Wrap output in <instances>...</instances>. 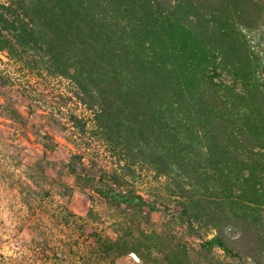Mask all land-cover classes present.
I'll return each instance as SVG.
<instances>
[{"label": "trees", "instance_id": "16d2710c", "mask_svg": "<svg viewBox=\"0 0 264 264\" xmlns=\"http://www.w3.org/2000/svg\"><path fill=\"white\" fill-rule=\"evenodd\" d=\"M0 51L68 80L122 167L167 179L173 211L204 250L264 264V0L0 1ZM95 168L86 180H103L96 191L142 202ZM107 243L143 264H192L174 244Z\"/></svg>", "mask_w": 264, "mask_h": 264}, {"label": "rangeland", "instance_id": "374dc122", "mask_svg": "<svg viewBox=\"0 0 264 264\" xmlns=\"http://www.w3.org/2000/svg\"><path fill=\"white\" fill-rule=\"evenodd\" d=\"M71 115L86 121L85 132ZM91 116L68 80L28 71L0 51V264H143L107 243L118 238L178 245L192 264H253L216 246L204 250L173 211L167 179L141 163L122 167L91 133ZM70 150L81 161H71ZM92 162L96 180L105 179L99 168L116 172L124 191L142 202L121 203L96 191L104 184L86 180Z\"/></svg>", "mask_w": 264, "mask_h": 264}]
</instances>
